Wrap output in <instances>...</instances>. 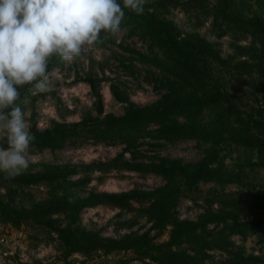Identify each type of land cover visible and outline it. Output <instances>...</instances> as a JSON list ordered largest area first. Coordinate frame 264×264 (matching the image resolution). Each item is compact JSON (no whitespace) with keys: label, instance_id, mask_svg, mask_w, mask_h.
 <instances>
[{"label":"trees","instance_id":"1","mask_svg":"<svg viewBox=\"0 0 264 264\" xmlns=\"http://www.w3.org/2000/svg\"><path fill=\"white\" fill-rule=\"evenodd\" d=\"M205 3L206 0H159L163 8L179 7L185 13H204ZM256 5L263 17L241 16L234 0H215L211 10L212 27L219 36L229 32L249 39L248 46L233 47L238 58L235 62L222 59L197 34L179 37L171 23L149 12L136 15L125 9L121 29L127 27L130 34L138 32L159 51L161 58L120 49L128 54L125 59L129 63L150 65L159 72L162 94L150 104L135 106L110 84L108 90L113 100L126 105L121 115H105L101 119L87 117L70 123L51 121L44 130L31 125L30 132L35 140L30 148L36 151H55L67 144L90 143L119 146L121 152L107 163L47 165L9 180L22 188L55 187L45 199L26 208L10 207L0 201V223L13 229L32 223L52 233L57 242V259L63 264H71L69 258L75 254L87 259L118 253L128 254L139 264H264L263 257L244 255L230 240L232 236L244 239L261 232L264 241V186L262 191L248 195L247 200L240 192L207 193L203 200L205 208L197 219H179L176 215L179 197L195 190L199 183L245 187L240 170L228 173L224 169L219 159L220 145L228 142L254 154L255 161L247 164L249 171L264 168V120L240 110L225 84L216 79L220 75L223 79L227 77L232 85L264 84V0H257ZM105 41L110 38L97 45ZM61 63L53 58L48 73ZM84 82L95 98L96 114L101 115L98 81L87 77ZM24 99L22 92L20 107L23 112ZM204 112H209L207 120L202 117ZM183 140L208 145L201 159L180 163L155 154L161 142ZM143 147H147L146 150ZM149 150L153 154H147ZM124 154L129 156L128 160ZM119 166L132 172L153 174L164 183L152 190L84 191L91 172ZM56 187L79 190L84 196L69 199L58 195ZM131 202L148 203L142 215L150 226L142 233L103 237L99 232L83 229L78 223L84 209L110 206L126 210ZM54 216H61L64 224H59ZM163 233L166 240L155 242ZM213 252L220 254L219 260L213 261Z\"/></svg>","mask_w":264,"mask_h":264},{"label":"rangeland","instance_id":"2","mask_svg":"<svg viewBox=\"0 0 264 264\" xmlns=\"http://www.w3.org/2000/svg\"><path fill=\"white\" fill-rule=\"evenodd\" d=\"M241 16L249 18L262 16L256 5L257 0H234ZM215 0H206L204 13H185L179 7L167 6L163 8L159 0H147L144 12L153 14L160 20L169 22L179 37L188 34H197L216 50L222 59L235 62L238 58L234 53V46H248L249 39L238 34L225 33L220 35L212 27L211 10ZM109 36V35H108ZM106 36L103 45H95L85 49L80 56L72 62H62L49 72L53 87L44 93L33 95L25 87L22 92L25 96V119L38 130L47 129L51 121L77 122L83 118L91 117L101 119L105 115H121L126 105L117 103L110 96V84L126 96L135 106H144L157 100L162 94L159 72L150 65L129 63L125 58L126 52L120 47L139 52L148 57L161 58L159 51L142 38L138 32L129 33L124 27L116 35ZM90 77L97 82V91L101 96L102 114L95 111V98L90 92L84 79ZM233 95L234 101L240 110L264 120V84L232 85L227 77L217 76ZM207 120L209 112L202 114ZM207 144L191 140L176 141L173 143H160L155 149L159 157L176 160L180 163H194L201 159ZM147 147H143L146 150ZM121 152V147L92 145H64L55 151H36L30 148V164L26 173L41 170L47 165H74L90 164L92 162L107 163ZM147 154H153L151 150ZM128 160L129 156L124 154ZM219 159L226 172L241 171L245 187L233 184L214 185L199 183L195 190L184 192L176 205V215L179 219L195 220L205 208L204 197L207 193L240 192L248 199V195L262 191L264 186V168L250 170L249 162H254V154L248 150L225 143L219 147ZM73 177V179L78 178ZM89 184L84 191L118 193L133 189L152 190L163 185L164 181L150 173H137L117 167L103 172L93 171L89 175ZM55 187V185H53ZM53 186L38 185L31 187H16L0 173V201L10 207L26 208L33 202L43 200L52 190ZM58 195L69 199L80 198L84 193L79 190H64L56 187ZM147 202H131L129 209H117L110 206H98L84 209L79 214V225L88 231L99 232L103 237L118 238L128 234H139L147 230L150 224L142 215ZM217 204L213 205L216 208ZM59 224H64L61 216H54ZM153 235V232L150 233ZM166 240V234L157 237L155 242ZM230 240L235 246L242 249L244 255H254L264 258V241L262 233L248 235L244 239L232 236ZM213 261L220 259V254L213 252ZM57 242L55 236L44 228L32 223H26L19 229H13L0 223V264H63L57 259ZM71 264H139L128 254L118 253L108 256H98L84 259L79 255L69 258Z\"/></svg>","mask_w":264,"mask_h":264},{"label":"clouds","instance_id":"3","mask_svg":"<svg viewBox=\"0 0 264 264\" xmlns=\"http://www.w3.org/2000/svg\"><path fill=\"white\" fill-rule=\"evenodd\" d=\"M147 0H0V173L6 180L29 168L35 136L20 107L22 89L53 87V58L72 62L116 35L125 9L144 13Z\"/></svg>","mask_w":264,"mask_h":264}]
</instances>
